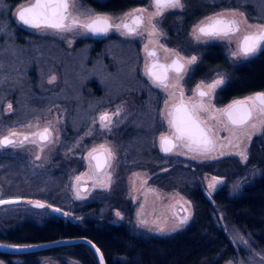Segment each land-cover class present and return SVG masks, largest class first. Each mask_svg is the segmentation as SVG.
<instances>
[{
    "label": "rangeland",
    "instance_id": "obj_1",
    "mask_svg": "<svg viewBox=\"0 0 264 264\" xmlns=\"http://www.w3.org/2000/svg\"><path fill=\"white\" fill-rule=\"evenodd\" d=\"M147 1L148 3L142 8L154 11L153 8L149 7L150 0ZM209 1L212 2L211 5L222 4L223 8H227L222 11L226 12L227 16L232 17L231 13L235 12V19L237 20L247 19L248 24L252 25L264 24V0ZM32 3H34V0H26L12 7L13 9L11 10L12 19L24 32V34H21L24 36L22 46L15 42L5 18L0 15V135L6 134L9 127L28 131V129H21L20 125L39 118L41 125L46 120H51L55 128L59 129V143L48 145L42 152L39 147L31 143L26 144L25 148L22 149L5 148L0 150V152L17 153L24 156L28 160L30 168L37 172H50L48 170L54 171L60 167L66 168L67 181L63 193L64 210L72 211V221L80 222L88 216L98 220L103 219L112 224L127 223L150 235L169 236L184 230L193 220L194 208L192 202L182 194L180 189L183 188V185L185 186L192 182L193 178H196L207 195L212 197L223 186L229 188L231 195H238L243 185L249 183L255 177L264 176V167L257 166L250 170H244L246 162H242L240 156L227 154L238 150L229 144V140H232L233 144L237 141L232 138L231 132L224 130V126L227 123L225 117L216 113L214 115L217 116V119L212 120H207V114L202 113L204 114L202 119L207 120L208 126L212 129L213 136L216 139V150L211 153V156L216 158H205L194 152H189L187 149H182L184 154H177L178 151H181L179 147L167 155V158L180 156L186 160L197 162L198 164L196 165L200 163L208 165V162H214L225 157H234L243 169L224 170L223 176L211 173L195 176V174L192 175L190 173L196 169L195 164H167V166L169 165L168 167L161 168L156 172L134 164H125L121 149L116 142V135L126 124H130L140 117L144 118L143 114H145L147 109V105H144L145 101L141 100L142 96L140 95L147 89L143 88L142 83L135 78L137 77L135 70L131 69V66L133 65L134 67L135 63L130 61L131 63H127L126 68L123 64H120L119 68L116 66L117 63L114 62L113 67L115 69H108L104 62L106 55L109 54L113 59L119 60L120 51L118 50L123 48L118 47L117 43L107 44L104 47V53L93 58L92 49L94 44L92 41L100 38L91 35V33H86L83 29L77 28L69 32L34 29L23 26L16 19V11L18 8ZM4 8L10 7L5 4L4 0H0V14H2ZM92 8L84 5L81 0H77V10L70 9V11L72 16H75L81 22H88L92 14H97ZM240 13L244 15L240 16ZM147 15V12L144 13L146 21ZM252 20L258 21L252 22ZM245 28L246 25L241 24V33L244 32ZM252 30L248 29V31ZM148 31L149 25L146 23L145 27L140 30L143 36L132 37V39L140 43L142 52L145 49V45L161 49L158 33L156 36L150 37ZM28 34L41 37L34 40V38L26 37ZM239 36L232 38L234 43ZM177 49L175 48V50ZM225 49L231 58L230 52L235 50L236 47L234 44L230 46L227 43ZM173 55V53L166 52L164 54L165 57ZM233 60L234 62H240L244 59ZM27 72H31L28 79L26 78ZM53 76L56 79L50 83L49 81L52 80ZM117 76H119V79L122 76L128 77V81L132 82V91L134 93L138 92V96L128 95V98L118 101L117 99L123 98L125 94L124 88L120 85L122 82L117 79ZM33 80L36 82L35 85L33 84L34 82L32 83ZM94 80L98 82L99 95L94 94L93 91L92 93L91 87L87 86L89 82ZM135 96L139 97V102ZM37 97L44 99L42 101L46 105L45 109L37 105L36 108L33 105ZM9 104L12 105L13 111L11 112L8 111ZM118 106L121 108V114L119 117H113V120L118 123L112 128L111 132H101L99 124L92 123L93 118L98 117L102 111L114 112ZM214 107L217 108L215 105ZM90 130L92 135H86ZM249 131L254 133L251 137V142H249L246 135L240 137V148L247 146L248 151L254 137L263 133L256 132L253 129H249ZM68 134L70 137L67 142L65 137ZM105 140L113 145L116 151L113 168L109 170L112 173L110 187L107 189L98 186L93 187L95 180L87 177L77 183L75 177L89 171L87 162L82 157L86 155L88 149L103 143ZM78 144L79 147L76 146ZM221 145H224V147L221 148ZM221 151L225 154L221 155ZM37 155L40 156V159H36ZM193 156L196 158H193ZM170 160H164V162L170 163ZM173 166L182 168L186 166L188 170L182 171V169H178L171 183L168 180V184L166 186L163 185L164 187L151 183L157 173L164 174ZM90 175H94V170ZM212 176L221 178L223 184L217 185L215 189L210 190L208 181ZM96 178L98 179L99 177ZM79 184H87V191H81ZM78 191L83 198H77ZM68 196L73 202L67 203L66 197ZM93 201L100 203V206L97 205L98 209L95 217H91L89 215L90 212L85 214L82 211L84 203ZM187 202H190V206ZM16 210V206L8 207L4 210V214L12 215ZM0 211L2 212V209ZM117 212L121 214L122 219L117 217ZM185 215H190L188 222L176 228L179 218ZM217 219L237 250L236 257L227 260L223 264H229V262L231 264H264V251L255 248L250 237L246 236L235 226L228 225L224 221L222 213L218 212ZM140 220L147 221V225L141 226L139 224ZM157 227H162L165 231L159 232ZM65 260L70 264H80L71 258H66ZM14 261L18 260L14 259ZM42 261L44 264H58V260L50 257H44ZM0 264L6 263L0 259Z\"/></svg>",
    "mask_w": 264,
    "mask_h": 264
},
{
    "label": "trees",
    "instance_id": "obj_2",
    "mask_svg": "<svg viewBox=\"0 0 264 264\" xmlns=\"http://www.w3.org/2000/svg\"><path fill=\"white\" fill-rule=\"evenodd\" d=\"M24 1L26 0H4L10 8H4L0 14L5 18L15 42H18L20 46L24 42V36L21 35L24 32L12 19L11 10L12 7ZM195 1L197 4L206 5L205 0ZM197 10L199 8H189V11ZM26 37L35 40L41 36L28 34ZM209 50L204 48L203 53L206 54ZM221 63L229 74L227 84L218 94L221 103L255 91H264V53L239 64L222 57ZM205 65L208 67L209 63ZM198 73H201L198 77L210 74L204 71ZM29 75L31 72H27V79ZM32 83L35 85L36 82L33 80ZM42 100L44 99L37 97L33 105L45 109L46 105ZM145 121L146 118L140 117L126 124L118 131L116 142L121 149L125 164H134L156 172L162 167L163 158L152 144L151 140L154 136L150 127L148 129L145 126ZM69 137V134L66 135L65 141L68 142ZM250 151L251 157L244 165V170L257 166L264 167V132L254 137ZM15 158L13 156L7 159L14 161ZM240 168L236 158L226 157L208 165H196L194 172L190 173L195 176H202L204 173L223 176L224 170ZM24 169L22 164H0V176L14 178ZM179 169L188 170L182 167ZM2 170L4 173H1ZM174 170L156 175L151 183L161 187L166 186L168 180L171 183L176 176L178 168ZM49 175L52 186L51 202L65 207L63 193L67 181V169L60 167L44 176ZM180 189L182 194L192 202L194 216L187 228L169 236L150 235L127 223L112 224L103 219L98 220L88 216L80 222L56 217L50 221H42L35 217L24 223L20 222V227L15 232L0 231V241L29 244L83 236L90 238L99 246L107 264H223L235 258L237 250L218 223L217 215L220 212L228 225L238 228L250 237L255 248L264 251V176L253 178L243 185L238 195L234 196L230 194L227 186H223L209 197L196 178ZM12 195L6 194V196ZM90 215L96 216H93V212H90ZM44 257L56 259L58 264H70L66 262V258L74 259L80 264H99L91 248L84 244L54 247L21 255L0 254V259L6 264H44L42 261Z\"/></svg>",
    "mask_w": 264,
    "mask_h": 264
},
{
    "label": "snow or ice",
    "instance_id": "obj_3",
    "mask_svg": "<svg viewBox=\"0 0 264 264\" xmlns=\"http://www.w3.org/2000/svg\"><path fill=\"white\" fill-rule=\"evenodd\" d=\"M148 8H132L130 11L119 16H109L102 14H92L88 22H81L75 16H72L71 10H77V0H34V3L28 7H20L16 12V19L24 26L34 29H52L55 31H73L74 29H83L86 33L107 34L111 30L122 31L125 36H143L139 32L140 25L144 22V13L147 15V23L149 25L148 35L156 36L158 33V18L162 17L167 10L183 9V0H150ZM231 19L227 18L226 12H220L213 16H207L203 20L198 21L192 28L191 36L197 43H208L210 41L227 40L231 46L233 37L241 33V24L246 25L243 35L239 36L238 44L235 50L230 52L233 59L248 60L254 56L264 53V24H248L247 19H235V12L231 13ZM240 13V16H243ZM131 18V22H128ZM113 20L119 21L112 23ZM248 29H253L248 31ZM163 35L162 32L159 33ZM160 47L166 53H173L175 59L171 64H161L158 59L152 60L150 64L145 65V75L150 78L152 83L157 87H161L169 94V99L178 101L170 107L168 101L165 102L166 111L161 113L162 123L166 121L168 129L161 133L159 137L160 148L164 153H171L174 149L180 148L177 154H184L182 149L194 152L205 158H216L211 153L216 150L217 143L213 136L212 129L208 126L207 120L217 119L214 113L219 116L226 117L227 123L224 130L231 132L232 138L236 143L229 140V144L238 149L235 152H229L228 155H237L241 157L242 162L248 160V148H240V137L246 135L249 142L254 134L249 129L256 132H264V91L256 92L243 99L233 100L224 108H215L212 100L214 99L218 89H223L226 84V77L222 73H217L215 78L210 82L201 81L191 89L192 97L187 100L182 84L184 76L187 75L190 66L196 65L198 56L191 55L184 57L179 51L169 49L164 45ZM147 51V45H145ZM148 57H156L155 51H147ZM169 73H175L170 76ZM52 77L50 83L54 81ZM179 88L177 94L174 89ZM8 111H13L12 105H8ZM201 113L207 114V120L201 118ZM121 108L118 106L114 112L102 111L98 117L93 118V124H99L101 132H111L112 128L118 123L113 117H119ZM255 121V122H254ZM21 131L16 128H7V133L0 135V150L5 148H25L26 144L31 143L39 147L42 152L48 145L59 143V129L55 128L51 120H46L43 125L40 119L28 121L20 125ZM91 136V130L86 133ZM83 139V138H81ZM79 147V144L76 145ZM221 148L224 145L220 146ZM225 153L221 151V155ZM193 158H196L193 156ZM36 159H40L37 155ZM87 162L89 171L83 172L75 177V181L79 183L85 177L94 179L93 187H101L107 189L112 182V173L109 171L113 168V162L116 159V151L113 145L107 140L98 145H94L87 150L86 155L82 157ZM94 170V175H90ZM138 175V174H135ZM96 177H99L98 179ZM223 184V180L217 176H212L208 181V188L215 189L217 185ZM87 191V189H84ZM2 195V194H0ZM77 198H83L77 192ZM19 199L4 200L0 198V204L19 203ZM36 208L51 207L40 201H29ZM190 206V202H187ZM59 212L60 209H53ZM187 211V209H185ZM120 217L119 212L116 213ZM139 215V213H138ZM190 215L179 218L176 228L188 222ZM141 226H146L147 221L140 220ZM175 230V229H174ZM157 231L164 232L165 229L157 227ZM243 239V238H241ZM91 243V241H89ZM246 243V242H245ZM95 248V245H93ZM96 248V252L99 253ZM101 264H103V256H100ZM231 264V262H229Z\"/></svg>",
    "mask_w": 264,
    "mask_h": 264
},
{
    "label": "flooded vegetation",
    "instance_id": "obj_4",
    "mask_svg": "<svg viewBox=\"0 0 264 264\" xmlns=\"http://www.w3.org/2000/svg\"><path fill=\"white\" fill-rule=\"evenodd\" d=\"M192 1L193 0H183L184 8L182 10L175 9V10L165 11L163 16L159 18V23H158V30H159L158 41L160 42V45H164L169 49L178 48L177 50L182 52L181 54L184 57H189L191 55L198 56L197 64L190 66L187 75H185L183 81L180 82L184 88L186 100L189 97H192L191 89H194L196 84L200 83L201 81L210 82L213 78H215L217 73H222L225 75L226 84H227L229 80V74L228 71L222 66L221 63L222 57H224L225 59L229 60L232 63L239 64L242 62L250 61L260 55L259 54L257 56H254L248 60L234 62V60L231 59L230 56L226 53L225 46L228 43L227 40L210 41L208 43H197L196 41H194L190 36L193 26L198 21L203 20L205 17L213 16L217 13L222 12L224 9L227 8H223L222 4L211 5L212 2L209 0H207L208 2L205 1L206 5L200 3L197 4L196 3L197 1L195 0L193 2ZM81 2L84 5L93 7L92 9H94V11L97 14L109 15L113 17L122 15L123 13L130 11L132 8L144 7L148 3L147 0H81ZM189 8H199V10L189 11ZM227 18L231 19L233 17L227 16ZM255 21L257 22L258 20H252V22ZM116 22L118 23L119 21L116 20L112 21V23L114 24ZM128 22L129 23L131 22V18H128ZM146 23L147 21L145 18L144 22L140 25L138 29L139 32L143 27H145ZM122 31L123 29L121 31L111 30L106 35L91 33V35L100 38L96 40L94 39L92 41L94 44L92 49L93 58L94 56L98 57L99 55L103 54L105 51L104 47L107 46V44L111 45L117 43L118 47L123 48L121 50H118L120 51L119 52L120 58L119 60H115L113 59V57H111V55L107 54L106 58L104 59L107 68L110 70H114L115 69V67H113L114 62L117 63L116 66L119 68L121 66L120 64H123L124 67L126 68L127 63H131L130 61H133L135 63L134 67L133 65L131 66V69L135 70V75L137 74V77L135 78L142 83L144 89H147L146 91L140 94L142 96L141 100L145 101L144 105H147L145 114H143L144 119L146 118L145 126H147L148 129L150 127V130L154 136V138L151 140L152 144L153 146L156 147L159 155L163 158L161 161L162 164L161 168L168 167L169 165L167 166V164H186V163L195 164V165L198 164L197 162L186 160L185 158H182L180 156L177 158H167L168 157L167 155L171 154L173 151L171 153L166 154L163 151H161L160 148L159 137L161 133L166 132L168 129L167 123L166 122L162 123V117H161V113L163 111L164 112L166 111L165 102L168 101V106L170 107L173 103H178V101H173L169 99L168 92H166L161 87H157L152 83L150 78L145 75V65L146 63L150 64L154 59H158L159 63L161 64H171L172 60L175 59V55L170 57H165L164 56L165 52H163L164 50L162 48L159 49V48H154L152 46L151 47L147 46V51L156 52V57H148L146 49H144V51L142 52L140 43L137 40L132 39V37H136V36H125L122 34ZM160 32H162L163 35H160L159 34ZM237 35L241 36L243 35V32L238 33ZM88 39L92 40L91 38ZM238 40L239 38L235 41V43L234 42L232 43L235 45V47H237ZM204 48H208L210 50L207 51L206 54H204L203 53ZM205 63H209L208 67H206L207 65H205ZM203 71L204 73L210 72V74L206 76L198 77V75L201 74L198 72H203ZM169 75L174 76L175 73H169ZM117 77H118L117 79L122 82L120 85L121 87L124 88V94H125L123 98L120 97L119 99H117L118 101L124 98H128L127 97L128 95L138 96L139 94L138 92L134 93L132 91V84H131L132 82L128 81L129 80L128 77L125 78L122 76L121 79H119V76ZM87 86L91 87V92L93 91L94 94L95 93L97 95L100 94V88L96 80L89 82ZM179 90H180L179 88H176L173 91H175L178 94ZM220 91L221 89L217 90L216 95L212 100L213 105H215L217 108H224L228 104H230L233 100L243 99L246 96H249L256 92H260V91H255L252 93H248L244 96L237 97L229 101H226L224 103H221L218 97ZM135 98L139 102V97L135 96ZM202 115L204 114L201 113V118ZM250 148L248 151V160L246 161L245 164L249 162L251 157ZM13 156L16 157L14 161H9L7 159L8 157L10 158ZM0 157L2 158V162L0 164H11V163L22 164L23 168H25L24 170L19 171V175L14 178L4 177V175L0 176V194H2L0 195V198L4 200L19 199L20 201L19 203L0 205V209H2V212L0 211L1 232H15L19 229L20 222L24 223L30 220L31 218H35V217H38L42 221H50L53 217L62 218L64 220H71L72 211L64 210L65 209L64 206H61L56 203L54 204L51 202V192H52V186L50 182L51 177L50 175L44 176L47 173L48 174L51 173V170H48L50 172L33 171L29 166L28 160L24 156L17 153L11 154V153L0 152ZM168 159H171L172 161L170 160V163H165L164 160H168ZM173 160L176 161V163H174ZM214 162H208L207 164H211ZM200 164H205V163H200ZM174 168L179 169L180 167L173 166L167 172L174 170ZM183 168L186 169V166H184ZM1 173H4V170H2ZM159 174L160 173H157L156 175ZM79 188L81 191L85 192L84 189L85 188L87 189L88 185L79 184ZM7 193H11L13 195L6 196ZM29 201L32 202L40 201L45 205H50L51 207L59 208L64 212V214H68L70 216L56 215L50 210L51 207L36 208L32 205V203H29ZM66 201L67 203L73 202V200L69 196L66 197ZM97 205L100 206V203L97 201L84 203L82 205L83 207L82 211H84L85 214L86 212H93V216H95L96 211L98 209ZM12 206H16L17 210L12 215L10 214L5 215L4 210Z\"/></svg>",
    "mask_w": 264,
    "mask_h": 264
},
{
    "label": "water",
    "instance_id": "obj_5",
    "mask_svg": "<svg viewBox=\"0 0 264 264\" xmlns=\"http://www.w3.org/2000/svg\"><path fill=\"white\" fill-rule=\"evenodd\" d=\"M28 6L29 5L24 6V7H28ZM9 200H15V199H9ZM0 205H2V204H0ZM53 209H59V208H56V207L50 208V210L56 215L70 216L68 214H64V212L61 209L59 212L54 211ZM89 241H91V243H89ZM75 244H84V245L88 246L89 248H91V250L96 255V258H97L99 264H101V261H100L101 255L103 256V264H107L105 257L103 255V252L99 248V246L94 241H92L90 238L83 237V236L72 237V238H60V239H56V240H52V241L40 242V243H31V244H13V243H9V242L0 241V254L21 255V254L44 251V250L51 249L54 247H62V246H69V245H75ZM93 245H95V248L93 247ZM96 248H98L100 250L99 253L96 252Z\"/></svg>",
    "mask_w": 264,
    "mask_h": 264
},
{
    "label": "bare ground",
    "instance_id": "obj_6",
    "mask_svg": "<svg viewBox=\"0 0 264 264\" xmlns=\"http://www.w3.org/2000/svg\"><path fill=\"white\" fill-rule=\"evenodd\" d=\"M29 244H31V243H29Z\"/></svg>",
    "mask_w": 264,
    "mask_h": 264
}]
</instances>
